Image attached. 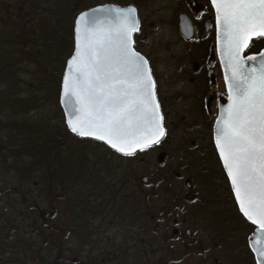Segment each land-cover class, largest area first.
Returning a JSON list of instances; mask_svg holds the SVG:
<instances>
[{
    "label": "flooded vegetation",
    "instance_id": "obj_1",
    "mask_svg": "<svg viewBox=\"0 0 264 264\" xmlns=\"http://www.w3.org/2000/svg\"><path fill=\"white\" fill-rule=\"evenodd\" d=\"M104 4L135 13L132 45L148 65L162 134L130 154L77 138L124 165L103 159L86 166L80 182L84 166H65L62 181L46 191L40 176L45 168L31 178L29 168L19 165L20 144L0 145V190L40 191L37 199H17L25 207L23 220L32 223L29 232L13 230L8 205V230L0 235V254L8 255L0 264L14 263L22 251L28 261L14 264H257L249 246L254 226L238 209L214 139L219 103L228 92L210 0ZM262 48L264 38L258 37L243 56ZM120 72L118 65H106L95 79L113 108L124 104ZM61 189L69 195L60 196Z\"/></svg>",
    "mask_w": 264,
    "mask_h": 264
},
{
    "label": "water",
    "instance_id": "obj_2",
    "mask_svg": "<svg viewBox=\"0 0 264 264\" xmlns=\"http://www.w3.org/2000/svg\"><path fill=\"white\" fill-rule=\"evenodd\" d=\"M210 2L228 92L214 125L216 149L238 209L255 227L250 249L257 264H264V48L243 57L251 40L264 37V0ZM135 27L131 8L104 4L79 12L59 87L67 130L121 154L151 144L162 134L148 66L132 48ZM106 65H118L125 80L119 108L105 102L103 89L95 83Z\"/></svg>",
    "mask_w": 264,
    "mask_h": 264
},
{
    "label": "trees",
    "instance_id": "obj_3",
    "mask_svg": "<svg viewBox=\"0 0 264 264\" xmlns=\"http://www.w3.org/2000/svg\"><path fill=\"white\" fill-rule=\"evenodd\" d=\"M83 0H14L9 3L10 12L8 13V57L3 55L0 65V70L8 68V84L15 77L14 67L16 64L21 66L29 64L34 66L37 72L36 85L44 84V99H48L56 105L57 117L61 125L54 130L53 120L49 122L45 131L40 133L36 126L30 127L28 131L30 135H34L36 139L20 140V146L17 148L20 153L19 165L22 158H25L23 166H27L29 173H37L40 166L45 167V173L54 176L53 185H57L62 181V175L65 171V163L70 161V157L64 159L60 157V163H57L59 152L63 149L59 148L60 140H66L70 137L69 132L63 123L61 109L58 104V89L61 79V70L66 61V57L71 53L73 48V21L77 9L83 8ZM6 2L0 0V9L4 8ZM85 9V8H84ZM83 10V9H81ZM23 40L24 42H18ZM17 58L20 62L17 63ZM59 60V64H57ZM6 68V69H5ZM24 68V67H23ZM37 69V70H36ZM16 78L17 73H16ZM15 78V79H16ZM13 88V87H12ZM40 89V88H39ZM43 90V86L42 89ZM12 104L22 105V100L17 99L16 95H12ZM30 99L26 100L23 105L32 104ZM59 134V135H58ZM43 136L44 142L38 139V136ZM60 137V138H59ZM75 140L82 145L86 141ZM25 145V148L23 147ZM28 145V146H26ZM67 153H69L67 151ZM66 155V154H65ZM79 156V155H78ZM69 158V159H68ZM28 160V162H27ZM76 160V158H75ZM74 165H77V161ZM80 166H85L79 164ZM78 166V165H77ZM57 167H60L57 169ZM53 168H56L55 170ZM44 174V172H43ZM45 175V174H44ZM38 178V177H37ZM48 177H44V191L50 187ZM29 190H36L34 187ZM2 195L4 191L2 190ZM8 192V191H5ZM3 210L1 214L4 216L1 224L8 222V206L6 203H0ZM20 205V203H18ZM6 228L5 225L0 226V229ZM8 229V228H7ZM2 235V234H0Z\"/></svg>",
    "mask_w": 264,
    "mask_h": 264
},
{
    "label": "rangeland",
    "instance_id": "obj_4",
    "mask_svg": "<svg viewBox=\"0 0 264 264\" xmlns=\"http://www.w3.org/2000/svg\"><path fill=\"white\" fill-rule=\"evenodd\" d=\"M4 1L6 2V4L4 5L3 9H0V58L3 55H5L6 58L8 57V47L11 46V45L8 46L6 41L8 40V13L10 12L9 3L12 1L14 2V0H4ZM106 1H110V0H83L82 1L83 8L80 7L77 10L80 11L81 9L87 8L89 6H95L96 4H104ZM157 4H163V3L158 2ZM18 42L23 43L24 41L19 40ZM20 60H21L20 58H17V63H19ZM1 61L2 59H0V65H2ZM57 64H59V60H57ZM64 65H63V68H64ZM63 68L61 70V76H62ZM14 69H16L13 74L15 75V77L13 76V80H11L9 84H8V68L6 70H0V145L2 146L1 149H4L2 144L6 145V144L13 143L15 146V144H21L20 140L28 141L29 139H33V140L36 139L35 136L30 135L28 131L25 132V130L29 129V126L30 127L36 126L38 130L40 131V133H42L43 131H45L46 127L49 125V122H51L52 120L54 122L50 126H53L54 130L56 128L55 131H57V127L61 125L59 121L55 120L58 115L56 111V105L53 104V102H51L50 100L44 99V84H41V83H38V85L35 84L36 78H37V72L35 71L34 66L29 65V64L21 66L20 64H16ZM16 73H17L18 78H16ZM42 86H43V90H40L42 89ZM12 95H16L17 99H21L23 101L22 105L12 104L13 103ZM28 99H30L29 101L32 103L30 107L28 104L23 105L24 102ZM61 116L63 119L62 112H61ZM38 139H41L42 142H44L43 136L41 135L38 136ZM60 140L62 141V143L59 144V148L63 150L59 152V156L56 162L60 163L61 156L62 157L64 156V159L67 158L68 156L70 157L71 163L69 162L65 163L66 168L70 167L71 165H74L76 161H77L78 166H80L79 164L85 165L84 170L81 172V174L77 178L79 182L84 181L86 175L88 174V171H86V168L88 167L86 166H92V165H95L96 163L99 166L100 162L103 161V159L104 161H107L109 166L110 165L120 166V165H124L125 163V161L117 160L115 157L111 155L109 156L106 154L105 156V154H103L101 150V147L97 144L88 142L85 145H82L81 147L80 146L81 144L78 143L75 140V138L71 135L70 137H67L66 140L64 141L61 138ZM23 147L25 148V145ZM67 151L69 153H67ZM1 160L3 162H6L4 157H1ZM7 161L9 164L10 159H7ZM24 161H25V158H22L20 164L21 165L24 164ZM46 171L44 169L43 172L45 175L41 174L40 176L44 175V177H48L49 179L48 183H50V187H52L54 176L51 177L50 174L45 173ZM30 177L37 178L38 174L32 173L30 174ZM30 182H34V181L30 180ZM78 187L79 185L77 184V188ZM30 188H33V187L30 186ZM35 189L36 190H29V189L3 190L4 191L3 195L1 192L2 190H0V203H6L7 206L11 204L9 208H12L13 211L10 214L9 219L16 223L15 224L16 226L13 227V230L18 229L17 230L18 233L29 232L30 226L32 223H27L23 220V218L24 219L26 218L22 216L25 213V210H24L25 207L19 205L18 203L20 202L17 199L19 198H29L30 200L37 199L39 197L40 191H38L37 188ZM5 191H8V192H5ZM62 191H64V193H68L69 195L70 190L61 189L58 192L60 196H62ZM1 208L2 206L0 204V221L3 222L4 216L1 214V210L3 209ZM28 218L26 220H28ZM3 225H5L6 228L0 229V234H3L4 230H8L7 229L8 222H5L4 224L0 223V226H3ZM7 255L0 254V258L5 257ZM26 255L29 256V253L26 254V252L22 251L17 254H14L12 259L14 263L18 259L21 260L22 262H24V259H25V262H27L28 259L26 260L25 258ZM14 263L12 262V264Z\"/></svg>",
    "mask_w": 264,
    "mask_h": 264
}]
</instances>
